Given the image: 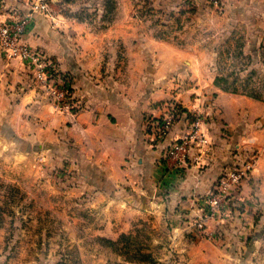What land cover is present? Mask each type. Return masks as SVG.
Masks as SVG:
<instances>
[{
    "label": "crops",
    "instance_id": "0c3cea01",
    "mask_svg": "<svg viewBox=\"0 0 264 264\" xmlns=\"http://www.w3.org/2000/svg\"><path fill=\"white\" fill-rule=\"evenodd\" d=\"M134 1L112 0L107 15L109 0L94 16L31 13L24 40L71 73L72 114L56 111L24 62L0 52V264H132L109 244L145 226L161 235L154 264H264V98L218 87L203 59L215 49L196 42L199 33L192 43L172 40L187 32L159 34L132 14ZM27 3L0 0V20L29 13ZM221 6L214 21L237 7L264 21V0ZM171 104L182 112L155 140L149 120ZM194 116L211 147L203 154L194 144L175 165L165 149ZM253 150L259 158L230 213L207 223L211 238L189 229L197 202ZM9 184L21 187L20 200Z\"/></svg>",
    "mask_w": 264,
    "mask_h": 264
},
{
    "label": "rangeland",
    "instance_id": "374dc122",
    "mask_svg": "<svg viewBox=\"0 0 264 264\" xmlns=\"http://www.w3.org/2000/svg\"><path fill=\"white\" fill-rule=\"evenodd\" d=\"M27 1L32 8V0ZM97 1L44 0L49 15L76 14L81 17L100 13V9L96 6ZM170 1L172 0H135L132 14L150 20L144 25L152 26L151 28L159 34L189 33L184 39L174 35L173 41L182 40L192 43L195 39L191 35L199 33L200 39L196 42L215 49V53L205 54L203 59L209 67L211 65L214 68L209 73H214L217 84L229 92L252 93L264 98V21L255 15L247 14L242 7H237L235 12L230 14L227 22L214 21L212 12L214 15L220 14L221 0H207L205 4L207 7L199 10L196 5L188 3V0H184V5L179 0L177 5ZM115 8V3L109 0L104 7V13L112 14ZM209 8L213 10L210 12ZM202 12L206 14L204 22H201V19L198 22ZM4 185L5 183L0 188H4ZM7 191L12 197H16L15 200H20L22 192L17 184H9ZM157 233L146 226L141 227L135 234L123 236L118 245H109V247L125 257L129 263L151 264L149 257L151 258L152 253L157 251L156 246L159 245H154L153 240L161 236Z\"/></svg>",
    "mask_w": 264,
    "mask_h": 264
},
{
    "label": "built area",
    "instance_id": "2783aa9c",
    "mask_svg": "<svg viewBox=\"0 0 264 264\" xmlns=\"http://www.w3.org/2000/svg\"><path fill=\"white\" fill-rule=\"evenodd\" d=\"M38 11L49 15L44 0H32L29 13L13 14L0 20V52L10 59H20L29 68L32 79L39 93L47 98L53 108L61 113H73L77 109L76 101L70 91L71 79H64L59 74V66L49 55L28 45L24 35L31 22V13ZM50 16V15H49ZM69 80V81H66ZM180 109L177 105H169L159 118L149 120L148 126L155 140H162L168 133ZM202 121L194 116L190 129L179 139L171 142L165 149V157L175 165L187 162L190 150L196 144L206 154L211 142L201 130ZM259 152L250 151L246 160L240 165L225 169L212 186L211 191L197 202L195 213L187 219V227L199 232L207 239L210 220H220L230 213L234 205L235 193L256 166Z\"/></svg>",
    "mask_w": 264,
    "mask_h": 264
},
{
    "label": "trees",
    "instance_id": "16d2710c",
    "mask_svg": "<svg viewBox=\"0 0 264 264\" xmlns=\"http://www.w3.org/2000/svg\"><path fill=\"white\" fill-rule=\"evenodd\" d=\"M52 60H53V58H51ZM54 61V60H53ZM55 62V61H54ZM59 74L60 75H63V78L64 79H68V77H69V79H71V86H70V91H72V75H71V73H69V72H64V71H59ZM216 80H217V78H215V84L218 86V87H220L218 84H217V82H216ZM66 81H69V80H66ZM221 89H223V90H225V91H228V90H226V89H224V88H222V87H220ZM73 93V92H72ZM245 95H247V96H250V97H252V98H254V99H263V98H261V97H259V96H256V95H254V94H252V93H246ZM179 109H180V112H182V110H181V108L179 107ZM122 239V238H121ZM109 245H116V244H114V243H110ZM149 259H150V262H151V264H154L153 263V260L149 257Z\"/></svg>",
    "mask_w": 264,
    "mask_h": 264
}]
</instances>
